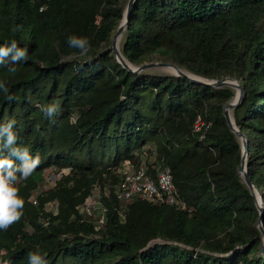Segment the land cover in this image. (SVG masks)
I'll return each instance as SVG.
<instances>
[{
    "label": "trees",
    "instance_id": "1",
    "mask_svg": "<svg viewBox=\"0 0 264 264\" xmlns=\"http://www.w3.org/2000/svg\"><path fill=\"white\" fill-rule=\"evenodd\" d=\"M127 2L0 0V45L16 40L28 51L14 73L0 65L8 89L0 123L14 119L16 144L39 160L17 180L23 213L0 230V264H28L29 251L48 264H264L257 198L237 170L242 141L224 114L234 88L124 68L111 45ZM70 35L87 37L88 50L70 47ZM120 51L135 65L163 61L240 81L232 114L264 210V0H135ZM51 102L59 110L48 117L41 108ZM198 116L211 122L203 138ZM150 145L187 209L116 199L119 169L140 164ZM50 168L68 171L34 204ZM95 188L107 207L101 228L78 209ZM51 201L57 214L46 209Z\"/></svg>",
    "mask_w": 264,
    "mask_h": 264
},
{
    "label": "clouds",
    "instance_id": "2",
    "mask_svg": "<svg viewBox=\"0 0 264 264\" xmlns=\"http://www.w3.org/2000/svg\"><path fill=\"white\" fill-rule=\"evenodd\" d=\"M67 42L70 47L79 49L81 54L85 53L89 47L88 38L84 36L70 35ZM27 59V48L19 47L16 40L0 45V65H7L8 72L14 73L17 62L22 63ZM0 90L8 93L2 80H0ZM7 99L13 100L15 97L9 94ZM41 110L48 117H52L59 110V104L51 102L42 106ZM15 123L14 119L0 123V230H6L9 225L21 217L24 199L17 194L19 191L16 186L17 180L27 178L39 163L27 147H20L16 144L18 135L13 129ZM45 255L29 251L28 264H48Z\"/></svg>",
    "mask_w": 264,
    "mask_h": 264
},
{
    "label": "built area",
    "instance_id": "3",
    "mask_svg": "<svg viewBox=\"0 0 264 264\" xmlns=\"http://www.w3.org/2000/svg\"><path fill=\"white\" fill-rule=\"evenodd\" d=\"M210 125V121L198 116L194 129L202 132L201 138H203ZM119 172L122 173L123 180L116 185L113 193L121 204L127 205L133 200L140 198L158 204L176 205L182 209H187L186 202L177 195L172 170L166 163L159 162L157 166L150 167L143 161L138 165L126 161L119 169ZM63 173L66 172L60 173V176L54 179V184L61 178ZM105 192L109 194L111 191L107 189ZM33 202L37 203L38 200L34 199ZM59 207L58 201H51L46 204V209L52 210L54 214L58 213ZM78 209L81 214L98 216V228L104 226L107 207L103 203L101 192L98 188L94 189L93 193L79 205Z\"/></svg>",
    "mask_w": 264,
    "mask_h": 264
},
{
    "label": "water",
    "instance_id": "4",
    "mask_svg": "<svg viewBox=\"0 0 264 264\" xmlns=\"http://www.w3.org/2000/svg\"><path fill=\"white\" fill-rule=\"evenodd\" d=\"M134 2L135 0H128L127 5L124 10L123 18L120 20L118 27L112 36V45H111L112 49L116 55L117 60L122 64L124 68H126L129 71L138 73V72H142V71L149 70V69L173 67L175 69V72H173V74L188 77L194 82L203 83V84L213 86V87H223L225 85H228L230 87L237 89V94H235V98L224 106V114H225V118H226V121L229 127L231 128L232 131L235 132V134L242 141V148H243L242 159H241V163L238 166L237 170H238L239 175L242 177V179L246 182V184L250 188L252 194L255 195L257 198V205L260 211V215L257 220V226L260 229L262 236H263V243H262L261 251L264 254V217H263L264 210L262 207V198L260 196L261 195L260 192L254 186V184L252 183V180L250 179L248 175V171H247L248 142L246 140V136L237 126L234 120V117L232 115V112H231L240 103V101L242 100L244 96V89L242 85L240 84V81L235 78H230V77H224L221 79H208L203 76L188 72L175 64L163 62V61L144 62L139 65H135L131 63L121 53L119 49V43L124 33V30L128 24L129 15H130Z\"/></svg>",
    "mask_w": 264,
    "mask_h": 264
},
{
    "label": "rangeland",
    "instance_id": "5",
    "mask_svg": "<svg viewBox=\"0 0 264 264\" xmlns=\"http://www.w3.org/2000/svg\"><path fill=\"white\" fill-rule=\"evenodd\" d=\"M119 49H120V43H119ZM146 62H150V61H146ZM148 71H153V72H158V73H171L165 68L149 69ZM234 90H235V94H237V89L234 88ZM234 98H235V95L232 98V100ZM147 148H148L147 152L141 156L142 161L146 162L150 167L157 166L159 162H157L156 160L155 147L153 145H150ZM67 171L68 169H62V170H57L56 168L47 169L44 180L39 184L38 188L34 190L33 194L30 197V200L33 202L34 199H37V195L39 193L46 191L49 187L54 185V179L58 178L60 176V173L67 172ZM37 203H34V204H37Z\"/></svg>",
    "mask_w": 264,
    "mask_h": 264
},
{
    "label": "bare ground",
    "instance_id": "6",
    "mask_svg": "<svg viewBox=\"0 0 264 264\" xmlns=\"http://www.w3.org/2000/svg\"><path fill=\"white\" fill-rule=\"evenodd\" d=\"M165 69H167V70L170 71L171 73L175 72V69H174L173 67H167V68H165Z\"/></svg>",
    "mask_w": 264,
    "mask_h": 264
}]
</instances>
